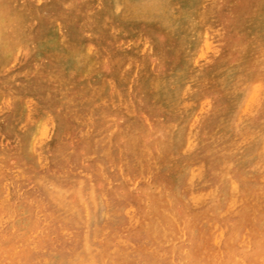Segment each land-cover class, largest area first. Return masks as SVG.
<instances>
[{
  "label": "rangeland",
  "instance_id": "1",
  "mask_svg": "<svg viewBox=\"0 0 264 264\" xmlns=\"http://www.w3.org/2000/svg\"><path fill=\"white\" fill-rule=\"evenodd\" d=\"M168 1L0 0V264H264V0Z\"/></svg>",
  "mask_w": 264,
  "mask_h": 264
},
{
  "label": "bare ground",
  "instance_id": "2",
  "mask_svg": "<svg viewBox=\"0 0 264 264\" xmlns=\"http://www.w3.org/2000/svg\"><path fill=\"white\" fill-rule=\"evenodd\" d=\"M19 1H20V0H19ZM107 1H108V0H107ZM167 1H168V0H167ZM172 1H173V0H172ZM58 2H59V1H58ZM58 2H57V3H58ZM69 2H70V0H69ZM168 2H169V1H168ZM194 2H195V1H194ZM6 3H7V2H6ZM126 3H127V2H126ZM179 3H180V2H179ZM189 3H190V2H189ZM189 3H188V4H189ZM106 4H107V3H106ZM127 4H128V3H127ZM199 4H200V3H199ZM63 5H64V4H63ZM169 6H170V5H169ZM6 7H7V5H6ZM97 7H98V6H97ZM126 7H128V5H127ZM185 7H186V6H185ZM189 7H190V6H189ZM104 8H105V7H104ZM15 9H17V8H15ZM74 9H75V8H74ZM129 9H130V8H129ZM182 9H183V6H182ZM0 10H1V9H0ZM11 10H12V8H11ZM56 10H57V9H56ZM110 10H111V8H110ZM110 10H109V11H110ZM132 10H133V9H132ZM183 10H184V9H183ZM1 11H2V10H1ZM7 11H8V10H7ZM125 11H127V10H125ZM227 11H228V10H227ZM11 12H13V11H11ZM19 12H20V11H19ZM77 12H78V11H77ZM171 12H172V9H171ZM81 13H82V12H81ZM110 13H111V12H110ZM196 13H197V12H196ZM2 14H4V13H2ZM11 14H12V13H11ZM128 14H129V13H128ZM112 15H113V14H112ZM117 15H118V14H117ZM131 15H132V14H131ZM137 15H138V14H137ZM137 15H136V16H137ZM143 15H144V14H143ZM171 15H172V14H171ZM5 16H6V15H5ZM8 16H9V15H8ZM27 16H28V15H27ZM114 16H115V15H114ZM124 16H125V15H124ZM23 17H24V16H23ZM105 17H106V16H105ZM115 17H116V16H115ZM128 17H129V16H128ZM171 17H172V16H171ZM173 17H174V16H173ZM179 17H180V16H179ZM13 18H14V17H13ZM125 18H126V17H125ZM125 18H124V19H125ZM130 18H131V17H130ZM108 19H109V18H108ZM176 19H177V18H176ZM9 20H10V18L8 19V21H9ZM197 20H198V19H197ZM17 21H18V20H17ZM118 21H119V20H118ZM132 21H133V20H132ZM142 21H143V20H142ZM153 21H154V20H153ZM259 21H260V20H259ZM3 22H4V21H3ZM11 22H12V21H11ZM13 22H14V21H13ZM22 22H23V21H22ZM24 22H25V21H24ZM120 22H121V21H120ZM38 23H39V22H38ZM56 23H57V22H56ZM263 23H264V22H263ZM12 24H13V23H12ZM50 24H51V23H50ZM181 24H182V21H181ZM8 25H9V23H8ZM8 25H7V26H8ZM18 25H19V24H18ZM18 25H17V26H18ZM43 25H44V24H43ZM55 25H56V24H55ZM4 26H5V25H4ZM4 26H3V27H4ZM20 26H22V24H21ZM46 26H47V25H46ZM14 27H15V26H14ZM18 27H19V26H18ZM202 27H203V26H202ZM41 28H42V27H41ZM181 28H182V27H181ZM260 28H261V26H260ZM12 29H13V28H12ZM45 29H47V28H45ZM88 29H89V28H88ZM160 29H161V28H160ZM200 29H201V28H200ZM5 30H6V29H5ZM18 30H19V28H18ZM18 30H17V31H18ZM161 30H162V29H161ZM252 30H253V28H252ZM260 30H261V29H260ZM13 31H14V30H13ZM180 31L183 32L182 29H181ZM200 31H201V30H200ZM254 31H255V29H254ZM15 32H16V31H15ZM25 32H26V31H25ZM201 32H203V31H201ZM201 32H200V33H201ZM204 32H205V31H204ZM263 32H264V30H263ZM12 33H13V32H12ZM12 33H11V34H12ZM120 33H121V32H120ZM200 33H199V34H200ZM229 33H230V32H229ZM252 33H253V32H252ZM260 33H261V32H260ZM16 34H17V33H16ZM16 34L14 33L13 36H15ZM20 34H21V32H20ZM68 34H69V33H68ZM70 34H71V33H70ZM70 34H69V35H70ZM117 34H118V33H117ZM205 34H206V33H205ZM71 35H72V34H71ZM253 35H254V33H253ZM256 35H258V33H256ZM39 36H40V34H39ZM43 36H44V33H43ZM43 36H42V37H43ZM179 36H180V35H179ZM260 36H261V35H260ZM11 37H12V36H11ZM174 37H175V36H174ZM181 37H182V36H181ZM184 37H185V36H184ZM208 37H209V36H208ZM258 37H259V35H258ZM19 38H20V37H19ZM182 38H183V37H182ZM11 39H12V38H11ZM14 39H15V38H14ZM212 39H213V38H212ZM141 40H142V39H141ZM157 40H158V39H157ZM166 40H167V39H166ZM180 40H181V39H180ZM16 41H17V40H16ZM22 41H23V40H22ZM36 41H37V40H36ZM44 41H45V40H44ZM69 41H70V40H69ZM208 41H209V40H208ZM7 42H8V41H7ZM10 42H11V41H10ZM12 42H13V41H12ZM12 42H11V43H12ZM18 42H19V41H18ZM81 42H83V41H81ZM212 42H213V41H212ZM19 43H20V42H19ZM28 43H29V42H28ZM179 43H181V42H179ZM183 43H184V42H183ZM6 44H7V43H6ZM30 44H31V43H30ZM146 44H147V43H146ZM156 44H157V43H156ZM214 44H215V43H214ZM149 45H150V44H149ZM165 45H166V44H165ZM6 46H7V45H6ZM178 46H180V44H178ZM261 46H262V45H261ZM15 47H16V46H15ZM141 47H142V46H141ZM215 47H216V45H215ZM62 48H63V47H62ZM82 48H83V47H82ZM82 48H81V49H82ZM84 48H85V47H84ZM167 48H168V47H167ZM187 48H189V47H187ZM212 48H213V47H212ZM232 48H234V47H232ZM9 49H10V48H9ZM36 49H37V48H36ZM63 49H64V48H63ZM87 49H88V48H87ZM89 49H90V47H89ZM106 49H107V48H106ZM141 49H142V48H141ZM152 49H153V48H152ZM172 49H174V48H172ZM198 49H199V48H198ZM210 49H211V48H210ZM262 49H263V48H262ZM1 50H2V49H1ZM159 50H160V49H159ZM194 50H195V49H194ZM213 50H214V49H213ZM257 50H258V49H257ZM6 51H7V50H6ZM17 51H18V50H17ZM63 51H64V50H63ZM76 51H77V50H76ZM189 51H190V50H189ZM215 51H216V50H215ZM261 51H262V50H261ZM47 52H48V51H47ZM51 52H52V51H51ZM74 52H75V51H74ZM85 52H86V51H85ZM171 52H172V51H171ZM183 52H184V51H183ZM210 52H211V51H210ZM213 52H214V51H213ZM13 53L15 54V52H13ZM33 53H34V52H33ZM63 53L65 54V52H63ZM138 53H139V52H138ZM145 53H146V51H145ZM192 53H193V52H192ZM208 53H209V52H208ZM216 53H217V51H216ZM216 53H214V54H216ZM71 54H72V53H71ZM97 54H98V53H97ZM184 54H185V53H184ZM209 54H210V53H209ZM218 54H219V53H218ZM10 55H12V53H11ZM73 55H74V54H73ZM73 55H72V56H73ZM82 55H83V54H82ZM32 56H33V55H32ZM182 56H183V55H182ZM185 56H186V55H185ZM218 56H219V55H218ZM3 57H4V56H3ZM10 57H11V56H10ZM59 57H60V56H59ZM163 57H164V56H163ZM83 58H84V57H83ZM129 58H130V57H129ZM185 58H186V57H185ZM193 58H194V57H193ZM215 58H216V57H215ZM219 58H220V57H219ZM9 59H10V58H9ZM71 59H72V58H71ZM79 59H80V58H79ZM186 59H187V58H186ZM186 59H185V60H186ZM204 59H205V58H204ZM1 60H2V58H1ZM5 60H6V58H5ZM72 60H73V59H72ZM171 60H172V59H171ZM180 60H181V59H180ZM193 60H194V59H193ZM2 61H3V60H2ZM101 61H102V60H101ZM200 61H201V60H200ZM203 61H204V60H203ZM212 61H213V60H212ZM214 61H215V60H214ZM224 61H225V60H224ZM36 62H37V61H36ZM86 62H87V61H86ZM171 62H172V61H171ZM225 62H226V61H225ZM29 63H30V62H29ZM87 63H88V62H87ZM192 63H194V62H192ZM199 63H200V62H199ZM47 64H48V63H47ZM71 64H72V63H71ZM73 64H74V63H73ZM73 64H72V65H73ZM166 64H167V63H166ZM189 64H190V63H189ZM213 64H214V63H213ZM221 64H222V63H221ZM3 65H4V64H3ZM86 65H87V64H86ZM190 65H191V64H190ZM215 65H216V64H215ZM226 65H227V64H226ZM7 66H8V65H7ZM38 66H39V65H38ZM61 66H62V65H61ZM74 66H75V65H74ZM74 66H73V67H74ZM181 66H182V65H181ZM223 66H224V65H223ZM3 67H4V66H3ZM28 67H29V66H28ZM125 67H126V66H125ZM168 67H169V66H168ZM191 67H192V66H191ZM207 67H208V66H207ZM214 67H215V66H214ZM219 67H220V66H219ZM232 67H233V66H232ZM63 68H64V66H63ZM202 68H203V67H202ZM31 69H32V68H31ZM86 69H87V68H86ZM194 69H195V68H194ZM194 69H193V70H194ZM206 69H207V68H206ZM242 69H243V68H242ZM163 70H164V69H163ZM215 70H216V69H215ZM15 71H16V70H15ZM19 71H20V70H19ZM51 71H52V70H51ZM70 71H72V70H70ZM79 71H80V70H79ZM156 71H157V70H156ZM161 71H162V70H161ZM167 71H168V70H167ZM241 71H242V70H241ZM74 72H75V71H74ZM77 72H78V71H77ZM98 72H99V69H98ZM133 72H134V71H133ZM193 72H194V71H193ZM198 72H199V71H198ZM222 72H223V71H222ZM238 72H239V71H238ZM244 72H245V71H244ZM52 73H53V72H52ZM70 73H71V72H70ZM81 73H82V72H81ZM95 73H96V72H95ZM157 73H158V72H157ZM163 73H164V72H163ZM170 73H171V72H170ZM170 73H169V74H170ZM210 73H211V72H210ZM151 74H152V73H151ZM198 74H199V73H198ZM201 74H202V73H201ZM201 74H200V75H201ZM220 74H221V73H220ZM222 74H223V73H222ZM245 74H246V72H245ZM245 74H244V75H245ZM47 75H48V74H47ZM62 75H63V74H62ZM62 75H60V76H62ZM66 75H67V74H66ZM160 75H161V74H160ZM196 75H197V73H196ZM200 75H199V76H200ZM210 75H211V74H210ZM242 75H243V74H242ZM103 76H104V75H103ZM158 76H159V75H158ZM162 76H163V75H162ZM199 76H198V77H199ZM203 76H204V75H203ZM206 76H207V75H206ZM236 76H237V75H236ZM249 76H250V75H249ZM66 77H67V76H66ZM66 77H65V78H66ZM95 77H96V76H95ZM130 77H131V76H130ZM3 78H4V77H3ZM99 78H100V77H99ZM187 78H188V77H187ZM190 78H191V77H190ZM190 78H189V79H190ZM194 78H195V77H194ZM196 78H197V77H196ZM206 78H207V77H206ZM240 78H241V77H240ZM244 78H245V77H244ZM251 78H252V77H251ZM251 78H250V79H251ZM1 79H2V78H1ZM1 79H0V80H1ZM66 79H67V78H66ZM72 79H73V78H72ZM203 79H204V78H203ZM234 79H235V78H234ZM241 79H242V78H241ZM84 80H85V79H84ZM96 80H97V79H96ZM98 80H100V79H98ZM207 80H208V79H207ZM236 80H237V79H236ZM2 81H3V80H2ZM2 81H1V82H2ZM105 81H106V80H105ZM156 81H157V80H156ZM163 81H164V80H163ZM192 81H194V80H191L190 82H192ZM199 81H201V80H199ZM203 81H204V80H203ZM240 81H241V80H240ZM24 82H25V81H24ZM64 82H65V81H64ZM85 82H86V81H85ZM90 82H91V81H90ZM196 82H197V81H196ZM242 82H243V81H242ZM256 82H257V80H256ZM259 82H260V81H259ZM2 83H3V82H2ZM38 83H39V82H38ZM125 83H126V82H125ZM148 83H149V80H148ZM150 83H153V81L150 82ZM150 83H149V84H150ZM154 83H155V82H154ZM157 83H158V82H157ZM197 83H198V82H197ZM199 83H201V82H199ZM219 83H220V82L218 81V84H219ZM247 83H248V82H247ZM249 83H250V82H249ZM12 84H13V83H12ZM23 84H24V83H23ZM27 84H28V83H27ZM65 84H66V83H65ZM65 84H63V85H65ZM98 84H99V83H98ZM162 84H163V83H162ZM189 84H190V83H189ZM238 84H239V85H240V84L242 85V83H238ZM243 84H244V83H243ZM0 85H1V84H0ZM24 85H25V84H24ZM42 85H43V84H42ZM74 85H75V84H74ZM92 85H93V84H92ZM96 85H97V84H96ZM105 85H106V84H105ZM126 85H127V83H126ZM154 85H155V84H154ZM194 85H195V84H194ZM220 85H221V84H220ZM220 85H219V86H220ZM241 85H240V87H241ZM244 85H245V84H244ZM263 85H264V84H263ZM17 86H19V85L17 84ZM20 86H21V85H20ZM59 86H60V85H59ZM66 86H67V85H66ZM77 86H78V84H77ZM84 86H85V85H84ZM143 86H144V85H143ZM187 86H188V85H187ZM196 86H197V85H196ZM235 86H236V85H235ZM0 87H1V86H0ZM67 87H68V86H67ZM128 87H129V86H128ZM158 87H159V86H158ZM172 87H173V86H172ZM191 87H193V86H191ZM236 87H237V86H236ZM243 87L245 88V86H243ZM18 88H19V87H18ZM126 88H127V87H126ZM188 88H189V87H188ZM188 88H187V89H188ZM193 88H194V87H193ZM206 88H207V87H206ZM232 88H233V87H232ZM232 88H231V91H233ZM252 88H253V87H252ZM23 89H24V88H23ZM32 89H33V88H32ZM37 89H38V88H37ZM64 89H65V88H64ZM108 89H109V88H108ZM189 89H190V88H189ZM189 89H188V90H189ZM220 89H221V88H220ZM225 89H226V88H225ZM228 89H229V87L227 88L226 91H228ZM26 90H27V89H26ZM26 90H25V91H26ZM35 90H36V89H35ZM44 90H45V89H44ZM58 90H60V89H58ZM85 90H86V89H85ZM185 90H186V89H185ZM185 90H184V91H185ZM14 91H15V90H14ZM37 91H39V90H37ZM103 91H104V90H103ZM107 91H108V90H107ZM119 91H122V90H119ZM123 91H124V90H123ZM127 91H128V90H127ZM127 91H125V92H127ZM224 91H225V90H224ZM235 91H236V90H235ZM235 91H233V92H235ZM21 92H22V91H21ZM185 92H186V91H185ZM195 92H196V91H195ZM207 92H208V91H207ZM212 92H213V91H212ZM212 92H211V93H212ZM233 92H232V93H233ZM18 93H19V92H18ZM44 93H45V92H44ZM115 93H116V92H115ZM144 93H145V92H144ZM149 93H150V92H149ZM149 93H148V94H149ZM183 93H184V92H183ZM183 93H182V94H183ZM188 93H189V92H188ZM116 94H117V93H116ZM148 94H144V96H145V95H148ZM151 94H152V93H151ZM185 94H186V93H185ZM195 94H196V93H195ZM214 94H215V93H214ZM17 95H18V94H17ZM77 95H78V94H77ZM102 95H103V94H102ZM108 95H109V94H108ZM114 95H115V94H114V92H113V96H114ZM211 95H212V94H211ZM229 95H230V94H229ZM257 95H258V94H257ZM40 96H41V95H40ZM100 96H101V94H100ZM126 96H127V95H126ZM144 96H143V97H144ZM148 96H149V95H148ZM151 96H154V95H151ZM156 96H157V95H156ZM184 96H185V95H183V97H184ZM194 96H195V95H194ZM226 96H227V95H226ZM231 96H232V95H231ZM234 96H235V95H234ZM260 96H261V95H260ZM63 97H65V96H63ZM105 97H106V96H105ZM117 97H118V96H117ZM127 97H128V96H127ZM181 97H182V96H181ZM219 97H220V96H219ZM113 98H114V97H113ZM121 98H122V97H121ZM154 98H156V97H154ZM208 98H209V97H208ZM255 98H256V97H255ZM1 99H2V98H1ZM43 99H44V98H43ZM46 99H47V98H46ZM49 99H51V98H49ZM65 99H66V98H65ZM107 99H108V98H107ZM148 99H149V98H148ZM158 99H159V98H158ZM201 99H202V98H201ZM205 99L207 100V98H205ZM231 99H232V98H231ZM257 99H258V97H257ZM33 100H34V99H33ZM54 100H55V99H54ZM63 100H64V98H63ZM76 100H78V99H76ZM98 100H99V97H98ZM116 100H117V98H116ZM125 100H126V99H125ZM152 100H153V99H152ZM155 100H156V99H155ZM190 100H191V99H190ZM192 100H193V99H192ZM194 100H195V99H194ZM217 100H219V99H217ZM228 100H229V99H228ZM233 100H234V99H233ZM235 100H236V99H235ZM246 100H247V99H246ZM255 100H256V99H255ZM255 100H254V101H255ZM31 101H32V100H31ZM44 101H46V100H44ZM78 101H79V100H78ZM78 101H77V102H78ZM153 101H154V100H153ZM196 101H197V100H196ZM207 101H208V100H207ZM230 101H231V100H230ZM12 102H13V101H12ZM114 102H115V101H114ZM118 102H119V101H118ZM155 102H156V101H155ZM155 102H153V103H155ZM203 102H204V100H203ZM223 102H225V100H223ZM14 103H16V102H14ZM17 103H18V102H17ZM53 103H54V102H53ZM79 103H80V102H79ZM166 103H167V102H166ZM194 103H195V102H194ZM215 103H216V102H215ZM225 103H226V102H225ZM234 103H235V102H234ZM254 103H256V102H254ZM254 103H253V104H254ZM261 103H262V102H261ZM1 104H2V103H1ZM7 104H8V101H7ZM46 104H47V102H46ZM48 104H49V103H48ZM64 104H65V103H64ZM84 104H86V103L84 102ZM89 104H90V103H89ZM144 104H145V103H144ZM183 104H184V103H183ZM199 104H200V103H199ZM206 104H207V103H206ZM43 105H44V104H43ZM43 105H42V106H43ZM111 105H112V104H111ZM180 105H181V104H180ZM250 105H251V104H250ZM18 106H19V105H18ZM86 106H87V105H86ZM90 106H91V105H90ZM254 106H255V105H254ZM257 106H258V104H257ZM20 107H22V106H20ZM76 107H77V106H76ZM230 107H231V106H230ZM243 107H244V106H243ZM52 108H53V107H52ZM163 108H164V107H163ZM176 108H177V107H176ZM188 108H189V107H188ZM190 108H191V107H190ZM205 108H206V107H205ZM240 108H241V106H240ZM247 108H248V107H247ZM254 108H255V107H254ZM261 108H262V107H261ZM18 109H19V108H18ZM62 109H63V108H62ZM89 109H90V108H89ZM127 109H128V108H127ZM177 109H178V108H177ZM180 109H181V108H180ZM183 109H184V108H183ZM183 109H182V110H183ZM197 109H198V108H197ZM222 109H223V108H221V110H222ZM233 109H234V108H233ZM238 109H239V108H238ZM251 109H252V108H251ZM258 109H259V107H258ZM262 109H263V108H262ZM262 109H261V110H262ZM81 110H82V108H81ZM86 110H87V109H86ZM131 110H132V109H131ZM137 110H138V109H137ZM168 110H169V109H168ZM178 110H179V109H178ZM213 110H214V109H213ZM218 110H219V108H218ZM227 110H228V109H227ZM246 110H247V109H246ZM261 110H260V112H261ZM11 111H12V109H11ZM15 111H16V110H15ZM37 111H38V109H37ZM40 111H41V110H40ZM114 111H115V110H114ZM122 111H123V109H122ZM152 111H153V110H152ZM154 111H155V110H154ZM183 111H184V110H183ZM203 111H204V110H203ZM231 111H233V110H231ZM238 111H239V110H238ZM241 111H242V110H241ZM253 111H254V109H253ZM16 112H17V111H16ZM79 112H80V110H79ZM83 112H85V111H83ZM95 112H96V111H95ZM98 112H101V111H98ZM156 112H157V111H156ZM177 112H179V111H177ZM188 112H189V111H188ZM213 112H215V111H213ZM235 112H236V110H235ZM247 112H248V110H247ZM260 112H259V115H260ZM12 113H14V112H12ZM60 113H61V112H60ZM67 113H68V112H67ZM110 113H111V112H110ZM110 113H107V114L109 115ZM132 113H133V112H132ZM215 113H216V112H215ZM256 113H257V111H256ZM23 114H25V113H23ZM23 114H22V116H23ZM26 114H27V113H26ZM61 114H62V113H61ZM74 114H75V113H74ZM74 114H73V115H74ZM76 114H77V113H76ZM100 114H101V113H100ZM102 114H103V113H102ZM121 114H122V113H121ZM151 114H152V113H151ZM164 114H165V113H164ZM187 114H189V113H187ZM209 114H210V112H209ZM217 114H218V113H217ZM237 114H239V113H237ZM246 114H247V113H246ZM257 114H258V113H257ZM55 115H56V114H55ZM91 115H92V114H91ZM116 115H117V114H116ZM153 115H154V113H153ZM160 115H161V114H160ZM162 115H163V114H162ZM223 115H225V114H223ZM33 116H34V115H33ZM48 116H49V115H48ZM82 116H83V115H82ZM103 116H104V115H103ZM194 116H195V115H194ZM214 116H216V115H214ZM229 116H230V115H229ZM235 116H238V115H235ZM235 116H234V117H235ZM243 116H244V115H243ZM18 117H19V116H18ZM40 117H42V116H40ZM78 117H80V116H78ZM83 117H84V116H83ZM109 117H110V116H109ZM109 117H108V118H109ZM182 117H183V116H182ZM197 117H198V116H197ZM197 117H196V119H197ZM212 117H213V116H212ZM212 117H211V118H212ZM15 118H16V117H15ZM37 118H38V117H37ZM37 118H36V119H37ZM99 118H100V117H99ZM110 118H111V117H110ZM134 118H135V116H134ZM155 118H156V117H155ZM159 118H160V117H159ZM184 118H185V117H184ZM74 119H75V118H74ZM95 119H96V117H95ZM97 119H98V118H97ZM163 119H164V118H163ZM168 119H169V117H168ZM168 119H167V120H168ZM185 119H186V118H185ZM185 119H183V120H185ZM209 119H210V118H209ZM219 119H220V118H219ZM224 119H225V118H224ZM22 120H23V119H22ZM46 120H47V119H46ZM55 120H56V119H55ZM80 120H81V119H80ZM101 120H102V119H101ZM145 120H146V118H145ZM191 120H192V119H191ZM244 120H245V119H244ZM7 121H8V120H7ZM18 121H19V119H18ZM18 121H17V122H18ZM33 121H34V120H33ZM44 121H45V120H44ZM47 121H48V120H47ZM61 121H62V120H61ZM122 121H123V120H122ZM125 121H127V119H126ZM133 121H134V120H133ZM135 121H136V120H135ZM150 121H151V120H150ZM154 121H155V120H154ZM211 121H213V120L211 119ZM224 121H225V120H224ZM226 121H227V120H226ZM245 121H246V120H245ZM4 122H5V119H4ZM50 122H51V120H50ZM82 122H83V120H82ZM145 122H146V121H145ZM189 122H191V121H189ZM213 122H214V121H213ZM250 122H251V121H250ZM260 122H261V121H260ZM263 122H264V120H263ZM263 122H262V123H263ZM41 123H42V122H41ZM95 123H96V122H95ZM10 124H11V123H10ZM50 124H52V123H50ZM93 124H94V123H93ZM123 124H124V123H123ZM126 124H127V123H126ZM128 124H129V123H128ZM131 124H132V123H131ZM210 124H211V123H210ZM226 124H227V123H226ZM44 125H45V124H44ZM56 125H57V124H56ZM67 125H68V124H67ZM81 125H82V124H81ZM133 125H134V124H133ZM183 125H184V124H183ZM241 125H242V124H241ZM241 125H239V126H241ZM246 125H247V124H246ZM254 125H255V124H254ZM259 125H260V124H259ZM3 126H5V125H3ZM17 126H18V125H17ZM30 126H31V125H30ZM42 126H43V125H42ZM48 126H49V125H48ZM83 126H84V125H83ZM83 126H82V127H83ZM89 126H90V125H89ZM101 126H102V125H101ZM104 126H105V125H104ZM109 126H111V125H109ZM124 126H125V125H124ZM131 126H132V125H131ZM136 126H137V125H136ZM136 126H135V127H136ZM220 126H222V125H220ZM234 126H235V125H234ZM6 127H7V126H6ZM15 127H16V126H15ZM111 127H112V126H111ZM185 127H186V126H185ZM223 127H224V126H223ZM223 127H222V128H223ZM237 127H238V126H237ZM246 127H247V126H246ZM252 127H253V125H252ZM254 127H255V126H254ZM254 127H253V128H254ZM7 128H8V127H7ZM26 128H27V127H26ZM50 128H51V127H50ZM59 128H60V127H59ZM103 128L105 129V127H103ZM138 128H139V127H138ZM207 128H208V127H207ZM241 128H242V127H241ZM260 128H261V127H260ZM2 129H3V128H2ZM10 129H11V128H10ZM63 129H64V128H63ZM88 129H89V128H88ZM108 129H109V128H108ZM124 129H125V128H124ZM186 129H187V128H186ZM231 129H232V128H231ZM237 129H239V128H237ZM244 129H245V128H244ZM244 129H243V130H244ZM250 129H251V128H250ZM67 130H68V129H67ZM75 130H76V129H75ZM95 130H96V129H95ZM105 130H106V129H105ZM117 130H118V129H117ZM125 130H126V129H125ZM139 130H141V129H139ZM144 130H145V129H144ZM194 130H195V129H194ZM194 130H193V131H194ZM222 130H223V129H222ZM239 130H240V129H239ZM5 131H6V129H5ZM5 131H4V132H5ZM55 131H56V130H55ZM55 131H54V133H55ZM85 131H86V130H85ZM96 131H97V130H96ZM231 131H232V130H231ZM236 131H237V130H236ZM248 131H249V130H248ZM2 132H3V131H2ZM4 132H3V133H4ZM48 132H49V131H48ZM81 132H82V131H81ZM124 132H125V131H124ZM169 132H170V131H169ZM191 132H192V131H191ZM223 132H224V131H223ZM241 132H243V131H241ZM257 132H258V130H257ZM23 133H24V132H23ZM44 133H45V132H44ZM99 133H100V132H99ZM105 133H106V132H105ZM141 133H142V132H141ZM219 133H220V132H219ZM248 133H250V132H248ZM49 134H50V133H49ZM77 134H78V133H77ZM80 134H81V133H80ZM88 134H89V133H88ZM102 134H104V133H102ZM116 134H117V133H116ZM116 134H115V136H116ZM132 134H133V133H132ZM207 134H208V133H207ZM1 135H2V134H1ZM22 135H23V134H22ZM37 135H38V134H37ZM42 135H43V133H42ZM52 135H54V134H52ZM61 135H62V134H61ZM97 135H98V133H97ZM130 135H131V134H130ZM227 135H228V134H227ZM234 135H235V134H234ZM241 135H242V134H241ZM255 135H256V134H255ZM47 136H48V135H47ZM57 136H58V135H57ZM72 136H73V135H72ZM74 136H75V135H74ZM117 136H118V135H117ZM131 136H132V135H131ZM191 136H192V135H191ZM247 136H248V135H247ZM38 137H39V136H38ZM80 137H81V136H80ZM83 137H84V136H83ZM107 137H108V136H107ZM129 137H130V136H129ZM172 137H173V136H172ZM224 137L227 138L226 136H224ZM239 137H240V136H239ZM256 137H257V136H256ZM34 138H35V137H34ZM90 138H91V137H90ZM163 138H164V137H163ZM168 138H169V137H168ZM236 138H237V137H236ZM236 138H233V139H236ZM248 138H249V137H248ZM16 139H17V138H16ZM26 139H27V138H26ZM51 139H52V138H51ZM53 139H54V138H53ZM95 139H96V138H95ZM95 139H94V140H95ZM97 139H98V138H97ZM117 139H118V138H117ZM119 139H120V138H119ZM188 139H189V138H188ZM192 139H193V138H192ZM227 139H228V138H227ZM250 139H252V138H250ZM8 140H9V139H8ZM10 140H11V139H10ZM42 140H43V139H42ZM86 140H87V139H86ZM108 140H109V139H108ZM111 140H112V139H111ZM114 140H115V139H114ZM125 140H126V142H127V140H129V139H125ZM21 141H22V140H21ZM34 141H35V140H34ZM37 141H38V140H37ZM62 141H63V140H62ZM88 141H91V139L88 140ZM92 141H93V140H92ZM100 141H101V140H100ZM116 141H117V140H116ZM132 141H133V140H132ZM187 141H188V140H187ZM190 141H191V140H190ZM225 141H226V140H225ZM225 141H224V143H225ZM250 141H251V140H250ZM250 141H248L247 144H249ZM22 142H23V141H22ZM55 142L57 143L56 140H55ZM60 142H61V141H60ZM73 142H74V141H73ZM84 142H86V141H84ZM111 142H112V141H111ZM218 142H219V141H218ZM226 142H227V141H226ZM243 142H244V140H243ZM246 142H247V141H246ZM252 142H253V141H252ZM252 142H251V144H252ZM4 143H5V142H4ZM18 143H19V142H18ZM53 143H54V142H53ZM75 143H76V142H74V144H75ZM81 143H82V142H81ZM87 143H88V142H87ZM199 143H200V142H199ZM253 143H254V142H253ZM263 143H264V142H263ZM16 144H17V143H16ZM20 144H21V143H20ZM24 144H25V143H24ZM46 144H47V143H46ZM60 144H61V143H60ZM88 144H89V143H88ZM113 144H114V143H113ZM172 144H173V142H172ZM187 144H188V143H187ZM189 144H190V143H189ZM192 144H193V143H192ZM201 144H202V143H201ZM239 144H240V141H239ZM247 144H246V145H247ZM50 145H52V144H50ZM107 145H108V144H107ZM124 145H125V144H124ZM132 145H133V144H132ZM132 145H131V146H132ZM168 145H169V144H168ZM168 145H167V146H168ZM194 145H195V144H194ZM196 145H197V144H196ZM196 145H195V146H196ZM221 145H222V143H221ZM221 145H220V146H221ZM243 145H244V144H243ZM20 146H21V145H20ZM36 146H37V144H36ZM40 146H41V145H40ZM46 146H47V145H46ZM75 146H76V145H75ZM85 146H86V145H85ZM94 146H95V145H94ZM111 146H112V145H111ZM121 146H122V144H121ZM188 146H189V145H188ZM202 146H203V145H202ZM231 146H233V145H231ZM0 147H1V146H0ZM38 147H39V146H38ZM50 147H51V146H50ZM78 147H79V146H78ZM83 147H84V146H83ZM106 147H107V146H106ZM114 147H115V146H114ZM185 147H186V145H185ZM189 147H191V146H189ZM208 147H209V146H208ZM225 147H226V146H225ZM238 147H239V146H238ZM17 148L19 149L18 146H17ZM39 148H40V147H39ZM51 148H52V147H51ZM85 148H86V147H85ZM89 148H90V146H89ZM100 148H101V147H100ZM131 148H134V147L132 146ZM131 148H130V149H131ZM191 148H192V147H191ZM198 148H199V147H198ZM226 148H227V147H226ZM236 148H237V147H236ZM250 148H251V147H250ZM250 148H249V149H250ZM263 148H264V147H263ZM263 148H262V149H263ZM52 149H53V148H52ZM73 149H74V148H73ZM76 149H77V148H76ZM82 149H83V148H82ZM103 149H104V148H103ZM124 149H125V148H124ZM130 149H129V150H130ZM183 149H184V148H183ZM209 149H210V148H209ZM213 149H214V148H213ZM219 149H220V148H219ZM229 149H230V148H228V150H229ZM20 150H21V149H20ZM41 150H42V149H41ZM95 150H96V149H95ZM110 150H111V149H110ZM125 150H126V149H125ZM125 150H124V151H125ZM202 150H203V149H202ZM231 150H232V149H231ZM234 150H235V148H234ZM37 151H38V150H37ZM42 151H43V150H42ZM58 151H59V150H58ZM74 151H75V150H74ZM85 151H86V150H85ZM91 151H92V149H91ZM93 151H94V150H93ZM132 151H133V149H132ZM214 151H215V150H214ZM238 151H239V150H238ZM259 151H260V150H259ZM13 152H14V151H13ZM52 152H53V150H52ZM127 152H128V151H127ZM134 152H135V151H134ZM166 152H168V151H166ZM200 152H201V151H200ZM218 152H219V151H218ZM29 153H30V152H29ZM29 153H28V155H29ZM34 153H35V152H34ZM34 153H33V154H34ZM56 153H57V152H56ZM66 153H67V151H66ZM69 153H70V152H69ZM77 153H78V152H77ZM118 153H119V152H118ZM118 153H117V154H118ZM124 153H125V152H124ZM129 153H131V152H129ZM141 153H142V152H141ZM178 153H179V152H178ZM194 153H195V152H194ZM197 153H198V152H197ZM212 153H213V152H212ZM246 153H247V152H246ZM259 153H260V152H259ZM71 154H72V153H71ZM78 154H79V153H78ZM84 154H85V153H84ZM84 154H83V155H84ZM117 154H116V155H117ZM121 154H122V153H121ZM133 154H134V153H133ZM205 154H206V153H205ZM39 155H40V154H39ZM46 155H47V154H46ZM69 155H70V154H69ZM69 155H68V156H69ZM93 155H94V153H93ZM126 155H127V154H126ZM128 155H129V154H128ZM138 155H139V154H138ZM138 155H137V156H138ZM148 155H149V154H148ZM174 155H175V154H174ZM236 155H237V154H236ZM244 155H245V154H244ZM261 155H262V154H261ZM52 156H53V155H52ZM81 156H82V154H81ZM91 156H92V154H91ZM110 156H111V155H110ZM112 156H113V155H112ZM117 156H118V155H117ZM122 156H123V155H122ZM135 156H136V155H135ZM171 156H172V154H171ZM210 156H211V155H210ZM210 156H209V157H210ZM222 156H223V155H222ZM250 156H252V155H250ZM22 157H23V156H22ZM43 157H44V155H43ZM61 157H62V156H61ZM113 157H116V156L114 155ZM113 157H112V158H113ZM139 157H140V156H139ZM146 157H147V156H146ZM184 157H185V156H184ZM204 157H205V156H204ZM213 157H214V156H213ZM215 157H216V156H215ZM217 157H218V156H217ZM262 157H263V155H262ZM55 158H56V157H55ZM89 158H90V157H89ZM122 158H123V157H122ZM134 158H135V157H134ZM162 158H163V157H162ZM174 158H175V157H174ZM180 158H182V157H180ZM192 158H193V157H192ZM192 158H191V159H192ZM199 158H200V157H199ZM234 158H235V157H234ZM263 158H264V157H263ZM66 159H67V158H66ZM146 159H147V158H146ZM151 159H152V158H151ZM165 159H166V158H165ZM165 159H164V161H165ZM172 159H173V158H172ZM187 159H188V158H187ZM195 159H196V158H195ZM225 159H226V158H225ZM33 160H34V159H33ZM44 160H45V159H44ZM69 160H70V158H69ZM116 160H117V159H116ZM124 160H126V159H124ZM170 160H171V159H170ZM219 160H220V159H219ZM232 160H233V159H232ZM241 160H242V159H241ZM34 161H35V160H34ZM53 161H54V160H53ZM138 161H139V160H138ZM152 161H153V160H152ZM195 161H196V160H195ZM197 161H198V160H197ZM221 161H222V160H221ZM238 161H239V159H238ZM20 162H21V161H20ZM38 162H39V159H38ZM67 162H68V161H67ZM113 162H114V161H113ZM115 162H116V161H115ZM117 162H118V161H117ZM127 162H128V161H127ZM132 162H133V161H132ZM166 162H167V161H166ZM168 162H169V160H168ZM202 162H203V161H202ZM216 162H218V161H216ZM219 162H220V161H219ZM226 162H227V161H226ZM228 162H229V161H228ZM255 162H256V161H255ZM255 162H254V163H255ZM260 162H261V161H260ZM260 162H259V163H260ZM93 163H95V162H93ZM100 163H101V162H100ZM108 163H109V162H108ZM147 163H148V162H147ZM157 163H158V162H157ZM187 163H190V162L188 161ZM208 163H209V162H208ZM238 163H239V162H238ZM256 163H257V162H256ZM261 163H262V162H261ZM16 164H17V163H16ZM26 164H29V162L26 163ZM44 164H45V162H44ZM57 164H58V163H57ZM91 164H92V163H91ZM96 164H97V163H96ZM126 164H127V163H126ZM126 164H124V165H126ZM141 164H142V163H141ZM153 164H154V163H153ZM161 164H162V163H160V165H161ZM183 164H184V163H183ZM190 164H191V163H190ZM209 164H210V163H209ZM213 164H214V163H213ZM229 164H230V162H229ZM240 164H241V163H240ZM13 165H14V164H13ZM17 165H19V164H17ZM39 165H41V164H39ZM53 165H54V164H53ZM80 165H81V164H80ZM93 165H94V164H93ZM108 165H110V164H108ZM114 165H115V164H114ZM131 165H133V164H131ZM139 165H140V164H139ZM139 165H138V166H139ZM147 165H148V164H147ZM155 165H156V164H155ZM194 165H195V164H194ZM42 166H43V165H42ZM61 166H62V165H61ZM71 166H72V165H71ZM86 166H87V165H86ZM117 166H118V165H117ZM144 166H145V165H144ZM148 166H149V165H148ZM151 166H152V165H151ZM227 166H228V165H227ZM235 166H237V165L235 164ZM245 166H246V165H245ZM245 166H244V167H245ZM257 166H258V165H257ZM263 166H264V165H263ZM20 167H21V166H20ZM20 167H19V169H20ZM23 167H24V166H23ZM31 167H33V166H31ZM54 167H55V166H54ZM58 167H59V166H58ZM64 167H65V166H64ZM64 167H63V168H64ZM76 167H77V166H76ZM91 167H92V166H91ZM110 167H111V166H110ZM115 167H116V166H115ZM119 167H120V166H119ZM134 167H135V166H134ZM139 167H140V166H139ZM157 167H158V166H157ZM176 167H177V166H176ZM194 167H195V166H194ZM244 167H243V168H244ZM93 168H94V166H93ZM101 168H103V167H101ZM124 168H125V166H124ZM128 168H131V167H128ZM136 168H137V167H136ZM140 168H141V167H140ZM172 168H173V167H172ZM198 168H199V166H198ZM240 168H241V167H240ZM14 169H16V168L14 167ZM14 169H13V170H14ZM98 169H99V167L97 168L96 171H98ZM115 169H116V168H115ZM154 169H155V168H154ZM156 169H157V168H156ZM234 169H235V168H234ZM255 169H256V168H255ZM41 170H42V169H41ZM52 170H53V169H52ZM66 170H67V169H66ZM68 170H69V169H68ZM72 170H73V169H72ZM72 170H71V171H72ZM82 170H83V169H82ZM94 170H95V169H94ZM152 170H153V169H152ZM158 170H159V169H158ZM174 170H175V169H174ZM209 170H210V169H209ZM217 170H218V169H217ZM226 170H227V169H226ZM16 171H17V170H16ZM36 171H37V170H36ZM133 171H134V170H133ZM190 171H191V170H190ZM215 171H216V170H215ZM242 171H243V170H242ZM245 171H246V170H245ZM40 172H41V171H40ZM45 172H46V171H45ZM47 172H48V171H47ZM62 172H64V171H62ZM90 172H91V171H90ZM111 172H112V171H111ZM115 172H116V171H115ZM140 172H141V171H140ZM146 172H147V171H146ZM174 172H175V171H174ZM174 172H173V173H174ZM13 173H14V172H13ZM34 173H35V172H34ZM48 173H49V172H48ZM94 173H95V172H94ZM112 173H113V172H112ZM122 173H123V172H122ZM128 173H129V172H128ZM142 173H143V172H142ZM154 173H155V172H154ZM170 173H171V172H170ZM175 173H176V172H175ZM219 173H220V172H219ZM221 173H222V172H221ZM225 173H226V172H225ZM241 173H242V175H243V172H241ZM32 174H33V173H32ZM38 174H39V173H38ZM55 174H57V173H55ZM59 174H60V173H59ZM92 174H93V173H92ZM161 174H162V173H161ZM164 174H165V173H164ZM192 174H194V172H193ZM201 174H202V173H201ZM230 174H231V173H230ZM244 174H245V173H244ZM19 175H20V174H19ZM60 175H61V174H60ZM64 175H65V173H64ZM73 175H74V174H73ZM77 175H78V174H77ZM83 175H84V174H83ZM90 175H91V174H90ZM98 175H99V172H98ZM123 175H125V173H124ZM123 175H122V178H123ZM146 175H147V173H146ZM162 175H163V174H162ZM167 175H168V174H167ZM196 175H197V174H196ZM202 175H203V174H202ZM221 175H222V174H221ZM84 176H85V175H84ZM127 176H128V175H127ZM32 177H33V176H32ZM34 177H35V176H34ZM65 177H66V176H65ZM85 177H86V176H85ZM87 177H88V176H87ZM87 177H86V178H87ZM193 177H194V175H193ZM243 177H245V176L243 175ZM246 177H247V176H246ZM39 178H41V177H39ZM134 178H136V177H134ZM161 178H163V177H161ZM166 178H167V177H166ZM191 178H192V177H191ZM239 178H240V177H239ZM247 178H248V177H247ZM16 179H17V178H16ZM33 179L35 180V178H33ZM41 179H42V178H41ZM87 179H88V178H87ZM98 179H99V178H98ZM152 179H153V178H152ZM172 179H173V178H172ZM228 179H229V178H228ZM233 179H234V178H233ZM245 179H246V178H245ZM9 180H10V179H9ZM72 180H73V179H72ZM79 180L81 181V179H79ZM143 180H144V178H143ZM155 180H157V179H155ZM162 180H163V179H162ZM169 180H170V177H169ZM189 180H190V179H189ZM204 180H205V179H204ZM214 180H215V179H214ZM224 180H225V179H224ZM224 180H223V181H224ZM226 180H227V179H226ZM246 180H247V179H246ZM4 181H5V180H4ZM46 181H47V180H46ZM94 181H95V180H94ZM127 181H128V180H127ZM127 181H125V182H127ZM187 181H188V180H187ZM194 181H195V180H194ZM207 181H208V180H207ZM260 181H261V180H260ZM262 181H263V180H262ZM262 181H261V183H262ZM20 182H21V181H20ZM143 182H144V181H143ZM192 182H193V181H192ZM199 182H200V181H199ZM210 182H211V181H210ZM233 182H234V181H233ZM4 183H6V182H4ZM10 183H11V182H10ZM33 183H34V182H33ZM50 183H51V181H50ZM63 183H64V182H63ZM67 183H68V181H67ZM80 183H81V182H80ZM144 183H145V182H144ZM149 183H150V182H149ZM170 183H172V182H170ZM211 183H212V182H211ZM234 183H235V182H234ZM245 183H246V182H245ZM258 183H259V182H258ZM21 184H22V182H21ZM35 184H36V183H35ZM53 184H54V183H53ZM82 184H83V183H82ZM89 184H91V183H89ZM96 184H97V183H96ZM100 184H101V183H100ZM108 184H109V183H108ZM152 184H153V183H152ZM215 184H216V182H215ZM221 184H222V183H221ZM248 184H249V183H248ZM250 184H252V182H251ZM2 185H3V184H2ZM25 185H26V184H25ZM142 185H143V184H142ZM167 185H168V184H167ZM202 185H203V184H202ZM211 185H212V184H211ZM236 185H237V184H236ZM253 185H254V184H253ZM253 185H252V187H253ZM6 186H7V185H6ZM11 186H12V185H11ZM16 186H17V185H16ZM41 186H42V185H40V187H41ZM54 186H55V185H54ZM66 186H67V185H66ZM109 186H110V185H109ZM125 186H126V185H125ZM157 186H158V185H157ZM219 186H221V185H219ZM234 186H235V185H234ZM234 186H233V187H234ZM28 187H29V186H28ZM30 187H31V186H30ZM30 187H29V189H30ZM77 187H78V186H77ZM102 187H103V186H102ZM144 187H145V186H144ZM160 187H162V186H160ZM201 187H202V186H201ZM204 187H205V186H204ZM11 188H12V187H11ZM15 188H16V187H15ZM15 188H14V189H15ZM79 188H80V187H79ZM97 188H98V187H97ZM107 188H108V187H107ZM114 188H115V187H114ZM127 188H128V187H127ZM132 188H133V187H132ZM137 188H138V187H137ZM208 188H209V187H208ZM231 188H232V187H231ZM234 188H236V187H234ZM244 188H245V187H244ZM5 189H6V188H5ZM5 189H4V190H5ZM129 189H130V188H129ZM183 189H185V188H183ZM192 189H193V188H192ZM247 189H248V188H247ZM33 190H34V189H33ZM70 190H71V189H70ZM142 190H143V189H142ZM208 190H210V189H208ZM212 190H213V189H212ZM232 190H233V188H232ZM249 190H250V189H249ZM14 191H15V190H14ZM17 191H18V190H17ZM29 191H30V190H29ZM128 191H129V190H128ZM136 191H137V190H136ZM160 191H161V190H160ZM164 191H166V190H164ZM242 191H243V190H242ZM258 191H260V190H258ZM7 192H8V191H7ZM33 192H34V191H33ZM110 192H111V191H110ZM140 192H141V191H140ZM210 192H211V191H210ZM210 192H209V193H210ZM213 192H214V191H213ZM20 193H21V192H20ZM193 193H195V192H193ZM214 193H215V192H214ZM261 193H262V192H261ZM263 193H264V192H263ZM0 194H1V193H0ZM31 194H32V193H31ZM36 194H37V193H36ZM93 194H94V193H93ZM119 194H120V193H119ZM124 194H125V193H124ZM146 194H147V193H146ZM152 194H153V193H152ZM203 194H204V193H203ZM207 194H208V193H207ZM244 194H245V193H244ZM32 195H34V194H32ZM63 195H64V194H63ZM114 195H115V194H114ZM131 195H132V194H131ZM142 195H143V194H142ZM144 195H145V194H144ZM148 195H149V194H148ZM162 195H163V194H162ZM170 195H171V194H170ZM194 195H197V194H194ZM4 196H5V195H4ZM18 196H19V195H18ZM25 196H26V195H25ZM70 196H71V195H70ZM117 196H118V195H117ZM124 196H125V195H124ZM124 196H123V197H124ZM145 196H146V195H145ZM153 196H154V195H153ZM153 196H152V197H153ZM163 196H164V195H163ZM166 196H167V195H166ZM178 196H179V195H178ZM208 196H209V195H208ZM213 196H214V195H213ZM251 196H252V195H251ZM5 197H6V196H5ZM23 197H24V196H23ZM56 197H57V196H56ZM74 197H75V196H74ZM76 197H77V196H76ZM173 197H174V196H173ZM198 197H199V196H198ZM202 197H203V196H202ZM204 197H205V196H204ZM219 197H220V196H219ZM235 197H236V196H235ZM243 197H244V196H243ZM248 197H250V196H248ZM262 197H263V195H262ZM18 198H19V197H18ZM26 198H27V197H26ZM62 198H63V197H62ZM129 198H130V196H129ZM134 198H135V196H134ZM154 198H155V197H154ZM168 198H170V196H169ZM179 198H180V197H179ZM200 198H201V197H200ZM200 198H199V199H200ZM216 198H217V196H216ZM237 198H238V197H237ZM0 199H1V198H0ZM2 199H3V198H2ZM16 199H17V198H16ZM31 199H33V198H31ZM80 199H81V198H80ZM155 199H156V198H155ZM170 199H171V198H170ZM196 199L198 200L197 196H196ZM208 199H209V198H208ZM246 199H247V198H246ZM252 199H253V198H252ZM12 200L14 201L15 199H12ZM25 200H26V199H25ZM40 200H41V199H40ZM59 200H60V198H59ZM76 200H77V199H76ZM82 200H83V199H82ZM143 200H144V199H143ZM166 200H167V198H166ZM197 200H196V201H197ZM234 200H235V199H234ZM240 200H241V199H240ZM240 200H238V201H240ZM243 200H244V199H243ZM0 201H1V200H0ZM35 201H36V199H35ZM169 201H170V200H169ZM173 201H174V200H173ZM194 201H195V200H194ZM196 201H195V202H196ZM204 201H205V199H204ZM206 201H207V200H206ZM230 201H231V200H230ZM238 201H237V202H238ZM1 202H4V201H1ZM5 202H7V201H5ZM36 202H37V201H36ZM40 202H41V201H40ZM58 202H60V201H58ZM139 202H140V201H139ZM160 202H161V200H160ZM171 202H172V200H171ZM232 202H233V201H232ZM232 202H231V204H232ZM237 202L235 201V203H237ZM33 203H34V202H33ZM75 203H76V202H75ZM206 203H207V202H206ZM238 203H239V202H238ZM244 203H245V202H244ZM246 203H247V202H246ZM248 203H249V202H248ZM2 204H3V203H2ZM110 204H111V203H110ZM130 204H132V203H130ZM137 204H138V203H137ZM144 204H145V203H144ZM166 204H167V203H166ZM169 204H170V203H169ZM184 204H185V203H184ZM191 204H192V203H191ZM231 204H230V205H231ZM233 204H234V203H233ZM261 204H262V203H261ZM7 205H8V204H7ZM34 205H35V204H34ZM77 205H78V204H77ZM209 205H211V204H209ZM209 205H207V206H209ZM219 205H220V204H219ZM234 205H235V204H234ZM5 206H6V205H5ZM5 206H4V207H5ZM37 206H38V208H39V205H37ZM182 206H183V205H182ZM244 206H245V205H244ZM249 206H250V205H249ZM259 206L261 207V205H259ZM32 207H34V206H32ZM81 207H82V206H80V208H81ZM170 207H171V206H170ZM8 208H9V207H8ZM16 208H17V207H16ZM22 208H23V207H22ZM144 208H145V207H144ZM148 208H149V207H148ZM185 208H186V207H185ZM249 208H250V207H249ZM252 208H254V206H253ZM11 209H12V208H11ZM33 209H34V208H33ZM41 209H42V208H41ZM82 209H83V208H82ZM82 209H81V210H82ZM106 209H108V208H106ZM130 209H131V208H130ZM130 209H129V210H130ZM152 209H153V208H152ZM161 209H162V208H161ZM203 209H204V207H203ZM4 210H5V209H4ZM9 210H10V208H9ZM9 210H8V211H9ZM31 210H32V209H31ZM125 210H126V209H125ZM142 210H143V209H142ZM144 210H145V209H144ZM148 210H149V209H148ZM163 210H165V209H163ZM168 210H169V209H168ZM12 211H13V210H12ZM131 211H132V210H131ZM145 211H146V210H145ZM161 211H162V210H161ZM161 211H160V212H161ZM187 211H188V210H186V212H187ZM208 211H209V210H208ZM208 211H207V212H208ZM234 211H235V210H234ZM250 211H251V209H250ZM252 211H253V210H252ZM26 212H27V211H26ZM129 212H130V211H129ZM160 212H159V213H160ZM190 212H191V211H190ZM190 212H187V213H190ZM232 212H233V211H232ZM248 212H249V211H248ZM11 213H12V212H10L9 214H11ZM149 213H150V212H149ZM250 213H251V212H250ZM250 213H249V214H250ZM254 213H255V211H254ZM13 214H14V213H13ZM13 214H12V215H13ZM30 214H31V212H30ZM36 214H37V213H36ZM44 214H45V213H44ZM118 214H119V213H118ZM118 214H117V215H118ZM123 214H124V213H123ZM198 214H199V213H198ZM258 214H260V213L258 212ZM258 214H257V215H258ZM5 215H6V214H5ZM12 215H11V217H12ZM23 215L25 216V214H23ZM33 215H34V214H33ZM48 215H49V214H48ZM107 215H108V214H107ZM143 215H145V214H143ZM166 215H167V214H166ZM168 215H169V214H168ZM174 215H175V214H174ZM260 215H261V214H260ZM39 216H41V215H39ZM39 216H38V217H39ZM43 216H44V215H43ZM51 216H52V215H51ZM126 216H127V215H126ZM155 216H156V215H155ZM172 216H173V215H172ZM172 216H169V217H172ZM238 216H239V214H238ZM250 216H251V214H250ZM31 217H32V216H31ZM38 217H37V218H38ZM53 217H54V216H53ZM129 217H130V216H129ZM136 217H137V216H136ZM136 217H135V218H136ZM151 217H153V215H152ZM185 217H186V216H185ZM187 217H188V216H187ZM204 217H205V216H204ZM258 217H259V216H258ZM33 218H34V217H33ZM144 218H145V217H144ZM199 218H200V217H199ZM199 218H198V219H199ZM214 218H216V217H214ZM234 218H235V217H234ZM251 218H252V217H251ZM10 219H11V218H10ZM53 219H55V217H54ZM53 219H52V220H53ZM166 219H167V218H166ZM173 219H174V218H173ZM201 219H202V218H201ZM20 220H21V219H20ZM27 220H28V219H27ZM31 220H32V219H31ZM49 220H50V219H49ZM76 220H77V219H76ZM132 220H133V219H132ZM161 220H162V219H161ZM180 220H181V219H180ZM199 220H200V219H199ZM210 220H211V219H210ZM229 220H230V219H229ZM262 220H264V218H263ZM262 220H261V221H262ZM7 221H8V220H7ZM129 221H130V219H129ZM181 221H182V220H181ZM206 221H207V220H206ZM208 221H209V220H208ZM23 222H24V221H23ZM40 222H41V221H40ZM64 222H65V221H64ZM151 222H152V221H151ZM159 222L161 223V221H159ZM173 222H174V221H173ZM185 222H186V221H185ZM215 222H216V221H215ZM232 222H233V220H232ZM247 222H248V220H247ZM4 223H5V222H4ZM15 223H16V222H15ZM33 223H34V222H33ZM38 223H39V222H38ZM49 223H50V222H49ZM175 223H177V222H175ZM175 223H174V224H175ZM211 223H212V222H211ZM217 223H218V222H217ZM224 223H225V222H224ZM244 223H245V222H244ZM131 224H132V223H131ZM142 224H143V223H142ZM150 224H151V223H150ZM154 224H155V223H154ZM180 224H181V223H180ZM185 224H186V223H185ZM193 224H194V223H193ZM259 224H260V223H259ZM50 225H51V224H50ZM74 225H75V224H74ZM76 225H77V224H76ZM140 225H141V223H140ZM155 225H156V224H155ZM163 225H164V224H163ZM176 225H177V224H176ZM191 225H192V224H191ZM198 225H199V221H198ZM27 226H28V225H27ZM33 226H34V225H32V227H33ZM41 226H42V225H41ZM68 226H69V225H68ZM84 226H85V225H84ZM151 226H152V225H151ZM183 226H185V225H183ZM183 226H182V227H183ZM210 226H211V225H210ZM212 226H213V225H212ZM212 226H211V227H212ZM215 226H216V225H215ZM215 226H214V227H215ZM224 226H225V225H224ZM253 226H254V225H253ZM45 227H46V225H45ZM77 227H78V226H77ZM77 227H76V228H77ZM80 227H81V226H80ZM132 227H133V226H132ZM137 227H138V226H137ZM222 227H223V226H222ZM229 227H230V225H229ZM229 227H228V228H229ZM235 227H236V226H235ZM258 227H259V226H258ZM262 227H263V226H262ZM5 228H6V227H5ZM13 228H14V227H13ZM28 228H29V227H28ZM30 228H31V226H30ZM30 228H29V229H30ZM47 228L49 229L48 225H47ZM128 228H129V227H128ZM150 228H151V227H150ZM160 228H161V227H160ZM166 228H167V227H166ZM177 228H178V227H177ZM177 228H176V229H177ZM179 228H181V227H179ZM186 228H187V227H186ZM245 228H246V227H245ZM0 229H1V228H0ZM14 229H15V228H14ZM31 229H32V228H31ZM129 229H130V228H129ZM142 229H143V228H142ZM142 229H141V230H142ZM197 229H198V228H197ZM208 229H209V228H208ZM247 229H249V228L247 227ZM15 230H16V229H15ZM24 230H25V228H24ZM49 230H50V229H49ZM53 230H55V229L53 228ZM124 230H125V229H124ZM150 230H152V229H150ZM153 230H154V229H153ZM153 230H152V231H153ZM170 230H172V229H170ZM199 230H200V229H199ZM219 230H220V229H219ZM222 230H223V228H222ZM236 230H237V229H236ZM245 230H246V229H245ZM60 231H61V230H60ZM85 231H86V230H85ZM133 231H134V230H133ZM186 231H187V230H186ZM233 231H234V230H233ZM240 231H241V230H240ZM7 232H8V230H7ZM74 232H75V231H74ZM125 232H126V231H125ZM127 232H128V231H127ZM162 232H163V231H162ZM171 232H172V231H171ZM173 232H174V231H173ZM182 232H183V231H182ZM182 232H180V233H182ZM190 232H191V231H190ZM200 232H201V231H200ZM241 232H242V231H241ZM245 232H246V231H245ZM3 233H4V230H3ZM14 233H15V232H14ZM17 233H18V232H17ZM25 233H26V232H25ZM56 233H57V232H56ZM58 233H59V232H58ZM61 233H62V232H61ZM104 233H105V232H104ZM104 233L102 232V234H104ZM146 233H147V232H146ZM155 233H156V232H155ZM165 233H166V232H165ZM174 233H175V232H174ZM206 233H207V232H206ZM217 233H218V232H217ZM229 233H230V232H229ZM233 233H234V232H233ZM10 234H11V233H10ZM15 234H16V233H15ZM105 234H106V233H105ZM118 234H119V233H118ZM135 234H136V233H135ZM169 234H170V233H169ZM198 234H199V233H198ZM227 234H228V233H227ZM13 235H14V234H13ZM23 235H24V234H23ZM27 235H28V234H27ZM27 235H26V236H27ZM44 235H45V234H44ZM57 235H58V234H55V236H57ZM61 235L64 236L63 234H61ZM151 235H152V234H151ZM163 235H164V234H163ZM174 235H175V234H174ZM178 235H179V234H178ZM231 235H232V234H231ZM7 236H8V235H7ZM18 236H19V235H18ZM34 236H35V235H34ZM152 236H153V235H152ZM202 236H203V235H202ZM214 236H215V235H214ZM229 236H230V235H229ZM229 236H228V237H229ZM16 237H17V236H16ZM16 237H15L14 239H16ZM22 237H23V236H22ZM28 237H29V235H28ZM31 237H32V236H31ZM140 237H141V236H140ZM188 237H189V236H188ZM191 237H193V235H192ZM222 237H223V236H222ZM18 238H19V237H18ZM26 238H27V237H26ZM36 238H37V237H36ZM74 238H75V237H74ZM162 238H163V236H162ZM202 238H203V237H202ZM220 238H221V237H220ZM12 239H13V238H12ZM147 239H148V238H147ZM165 239H166V238H165ZM167 239H168V238H167ZM174 239H176V238H174ZM198 239H199V238H198ZM241 239H242V238H241ZM24 240H26V239H24ZM35 240H36V239H35ZM68 240H69V239H68ZM93 240H94V239H93ZM150 240H151V239H150ZM177 240H178V239H177ZM219 240H220V239H219ZM78 241H79V240H78ZM94 241H95V240H94ZM157 241H159V240H157ZM213 241H214V240H213ZM216 241H217V239H216ZM221 241H222V240H221ZM247 241H248V240H247ZM29 242H30V239H29ZM35 242H36V241H35ZM57 242H58V241H57ZM107 242H108V241H107ZM115 242H116V241H115ZM145 242H146V241H145ZM145 242H144V243H145ZM174 242H175V241H174ZM179 242H180V241H179ZM209 242H210V241H209ZM238 242H239V241H238ZM27 243H28V242H26V244H27ZM37 243H38V242H37ZM37 243H36V244H37ZM45 243H46V242H45ZM58 243H59V242H58ZM83 243H84V242H83ZM103 243H104V242H103ZM167 243H168V242H167ZM193 243H194V242H193ZM206 243H207V242H206ZM218 243H219V242H218ZM232 243H233V241H232ZM21 244H22V243H21ZM21 244H20V245H21ZM29 244H30V243H29ZM136 244H137V243H136ZM138 244H139V243H138ZM138 244H137V245H138ZM151 244H152V243H151ZM196 244H197V243H196ZM198 244H199V243H198ZM201 244H202V243H201ZM204 244H205V243H204ZM209 244H210V243H209ZM213 244H214V243H213ZM37 245H38V244H37ZM39 245H40V244H39ZM49 245H50V244H49ZM160 245H161V244H160ZM181 245H182V244H181ZM205 245H206V244H205ZM210 245H211V244H210ZM220 245H221V244H220ZM12 246H13V245H12ZM22 246H23V245H22ZM25 246H26V245H25ZM25 246H24V247H25ZM53 246H54V245H53ZM120 246H121V244H120ZM129 246H130V245H129ZM133 246H134V245H133ZM138 246H139V245H138ZM167 246H168V245H167ZM192 246H193V245H192ZM194 246H196V245H194ZM202 246H204V245L202 244ZM202 246H201V247H202ZM237 246H239V245H237ZM242 246H243V245H242ZM246 246H247V245H246ZM27 247H28V246H27ZM34 247H35V246H34ZM38 247H39V246H38ZM40 247H41V246H40ZM48 247H49V246H48ZM118 247H119V246H118ZM153 247H154V246H153ZM158 247H159V246H158ZM196 247H197V246H196ZM212 247H213V246H212ZM20 248H21V247H20ZM29 248H30V247H29ZM43 248H44V247H43ZM43 248H42V249H43ZM125 248H126V247H125ZM137 248H138V247H137ZM145 248H146V247H145ZM226 248H227V247H226ZM231 248H232V247H231ZM233 248H234V246H233ZM237 248H238V247H237ZM13 249H14V248H13ZM13 249H12V252H13ZM17 249H18V248H17ZM35 249H37V248H35ZM40 249H41V248H40ZM48 249H49V248H48ZM63 249H64V248H63ZM102 249H103V248H102ZM123 249H124V248H123ZM130 249H131V248H130ZM139 249H140V248H138V250H139ZM209 249H210V248H209ZM247 249H248V247H247ZM250 249H251V248H250ZM257 249H258V248H257ZM257 249H256V250H257ZM45 250H46V249H45ZM230 250H231V249H230ZM14 251H15V249H14ZM53 251H54V250H53ZM131 251H132V250H131ZM131 251H130V252H131ZM134 251H135V250H134ZM136 251H137V249H136ZM150 251H151V250H150ZM179 251H180V250H179ZM184 251H185V250H184ZM196 251H197V250H196ZM226 251H227V250H226ZM38 252H39V251H38ZM44 252H45V251H44ZM57 252H59V251H57ZM62 252H63V251H62ZM209 252H210V251H209ZM222 252H223V251H222ZM2 253H3V252H2ZM25 253H26V252H25ZM31 253H32V252H31ZM42 253H43V252H42ZM127 253H128V252H127ZM144 253H145V252H144ZM154 253H155V252H154ZM157 253H158V252H157ZM184 253H185V252H184ZM192 253H193V251H192ZM197 253H199V252H197ZM213 253H214V252H213ZM213 253H212V254H213ZM215 253H216V252H215ZM228 253H229V252H228ZM246 253H247V252H246ZM92 254H93V253H92ZM145 254H147V253H145ZM150 254H151V253H150ZM200 254H202V253H200ZM231 254H232V253H231ZM9 255H10V254H9ZM62 255H63V254H62ZM102 255H103V254H102ZM125 255H126V254H125ZM153 255H154V254H153ZM172 255H173V254H172ZM205 255H206V254H204V256H205ZM208 255H209V254H208ZM219 255H220V253H219ZM236 255H237V254H236ZM236 255H234V256H236ZM71 256H72V255H71ZM199 256H200V255H199ZM199 256H198V257H199ZM232 256H233V255H232ZM232 256H231V257H232ZM10 257H11V256H10ZM107 257H108V256H107ZM206 257H207V256H206ZM209 257H210V256H209ZM212 257H213V256H212ZM222 257H223V256H222ZM172 258H173V257H172ZM220 258H221V256H220ZM255 258H256V257H255ZM35 259H36V257H35ZM38 259H39V258H38ZM70 259H71V258H70ZM106 259H107V258H106ZM212 259H214V257H213ZM212 259H210V260H212ZM225 259H226V258H225ZM229 259H230V258H229ZM229 259H228V260H229ZM236 259H237V258H236ZM239 259H240V258H239ZM171 260H172V259H171ZM199 260H200V259H199ZM201 260H202V259H201ZM206 260H207V259H206ZM7 261H8V260H7ZM40 261H41V260H40ZM45 261H46V260H45ZM224 261H225V260H224ZM230 261H231V260H230ZM230 261H229V262H230ZM238 261H239V260H238ZM242 261H243V260H242ZM252 261H253V259H252ZM255 261H256V260H255ZM104 262H105V260H104ZM120 262H121V261H120ZM208 262H210V261H208ZM229 262H227V263H229ZM239 262H240V261H239ZM260 262H261V261H260ZM262 262H263V261H262ZM14 263H15V262H14ZM38 263H39V262H38ZM78 263H79V262H78ZM218 263H219V262H218ZM243 263H246V262H243ZM247 263L249 264L250 262H247ZM251 263H252V262H251ZM2 264H4V263H2ZM9 264H10V262H9ZM19 264H20V263H19ZM44 264H45V263H44ZM104 264H105V263H104ZM156 264H157V263H156ZM205 264H206V263H205ZM207 264H208V263H207ZM210 264H211V263H210ZM214 264H215V263H214ZM232 264H233V263H232ZM236 264H237V263H236ZM262 264H263V263H262Z\"/></svg>",
  "mask_w": 264,
  "mask_h": 264
}]
</instances>
